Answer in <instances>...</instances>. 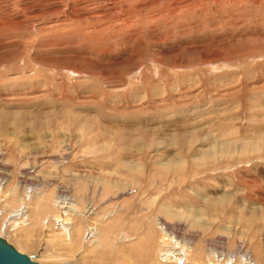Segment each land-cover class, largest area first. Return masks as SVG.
<instances>
[{"label":"rangeland","instance_id":"rangeland-1","mask_svg":"<svg viewBox=\"0 0 264 264\" xmlns=\"http://www.w3.org/2000/svg\"><path fill=\"white\" fill-rule=\"evenodd\" d=\"M0 237L264 264V0H0Z\"/></svg>","mask_w":264,"mask_h":264},{"label":"built area","instance_id":"built-area-1","mask_svg":"<svg viewBox=\"0 0 264 264\" xmlns=\"http://www.w3.org/2000/svg\"><path fill=\"white\" fill-rule=\"evenodd\" d=\"M180 252H182V250L177 253ZM207 252L208 260L215 264H254L248 261V258L251 257L247 253L239 254L238 252L230 251L227 241H223L217 246H210ZM187 254H190L189 249L187 250ZM177 263L186 264L187 259L185 262L183 260H179Z\"/></svg>","mask_w":264,"mask_h":264},{"label":"water","instance_id":"water-1","mask_svg":"<svg viewBox=\"0 0 264 264\" xmlns=\"http://www.w3.org/2000/svg\"><path fill=\"white\" fill-rule=\"evenodd\" d=\"M35 256L20 253L5 238L0 237V264H39Z\"/></svg>","mask_w":264,"mask_h":264},{"label":"bare ground","instance_id":"bare-ground-1","mask_svg":"<svg viewBox=\"0 0 264 264\" xmlns=\"http://www.w3.org/2000/svg\"><path fill=\"white\" fill-rule=\"evenodd\" d=\"M150 1V0H149ZM140 3V2H139ZM144 3V2H143ZM146 3H147V1H146ZM154 6V5H153ZM171 7V6H170ZM175 8V7H174ZM146 9V8H145ZM146 11V10H145ZM225 148H227L226 146H223L221 149H223V151L225 150ZM210 153V154H209ZM208 154L209 155H214V152H209ZM175 214V213H174ZM177 214V213H176ZM64 226H65V224H63ZM62 225V226H63ZM162 226V225H161ZM162 228H163V231H165V228L162 226ZM62 231L64 232H70L69 231V228L66 226L65 228H63L62 229ZM67 232V233H68ZM165 233V232H164ZM167 236V235H166ZM69 237V236H68ZM165 239V241H166V239L167 238H164ZM175 244H177V243H175ZM179 245V244H178ZM175 246V245H174ZM172 247V246H171ZM169 248L170 249V252H165L164 254H162L161 256H162V259H163V261L164 262H167V263H169V261L170 262H174V263H177V261H179V260H183L184 262L186 261V259L188 258L187 257V253H186V251H184V250H182V253H174V252H176V251H174L172 248ZM168 248V247H167ZM174 248V247H173ZM182 248V247H181ZM181 248H179L180 250H181ZM169 249H168V251H169ZM177 250V249H176ZM189 256V255H188ZM248 261L249 262H251V263H254L255 264V262H253L252 260H251V258H248ZM211 264H214V263H211Z\"/></svg>","mask_w":264,"mask_h":264}]
</instances>
